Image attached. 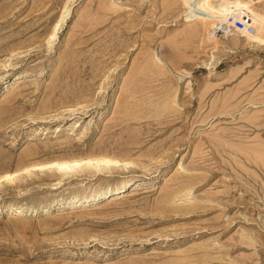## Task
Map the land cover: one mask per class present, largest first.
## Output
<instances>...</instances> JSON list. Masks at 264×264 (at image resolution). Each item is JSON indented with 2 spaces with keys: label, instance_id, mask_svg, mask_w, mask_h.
I'll list each match as a JSON object with an SVG mask.
<instances>
[{
  "label": "rangeland",
  "instance_id": "374dc122",
  "mask_svg": "<svg viewBox=\"0 0 264 264\" xmlns=\"http://www.w3.org/2000/svg\"><path fill=\"white\" fill-rule=\"evenodd\" d=\"M186 11L0 0V264H264V41Z\"/></svg>",
  "mask_w": 264,
  "mask_h": 264
},
{
  "label": "bare ground",
  "instance_id": "6f19581e",
  "mask_svg": "<svg viewBox=\"0 0 264 264\" xmlns=\"http://www.w3.org/2000/svg\"><path fill=\"white\" fill-rule=\"evenodd\" d=\"M251 1H243V0H183L184 6L187 9V11L184 13V18H185L184 23L185 24L187 23L189 26L188 29L191 28L190 30L194 31L198 35L203 36L204 33L206 31H208V35L206 36V39L209 42V41H213V39H212L213 37H211V36H212V32L214 30H219L220 28H222L224 26H226V28H229L230 24H233V22H231L229 20L230 17L233 16L234 20L236 18H240V19L242 18L247 23H251L255 27V30L252 33H246L244 31H242V32H244L245 35L248 37H251V38L254 37L260 41H264V37L262 36L263 34L261 33L262 32L261 28L262 27L264 28V14L260 13V12H262V10H258V11H260V12H258L256 10L257 7L256 8L253 7L254 5ZM60 22H62V18H61ZM60 22L54 26V28L50 34V37H49L50 40L57 37V32L62 25ZM238 39L239 38L237 37V35H234L232 42L237 43ZM207 40H205V41H207ZM214 43L216 44V46L218 45V43H216L215 41H214ZM70 162L71 161H53V162H48V163H43V164H41V163L33 164L32 166H28V167L41 169V170L57 168V169H59L61 174L65 175L68 173V171H67V169L66 170L64 169V168H67L64 166ZM82 162H85L86 164H92L93 167H95L97 170H100V168L102 166L100 164H105V163L113 165L115 167H124V166H128V165H133L132 164L133 162H131V161H125V160H122L119 158L108 157V156L99 157V158L98 157L88 158V159H84V160H75L76 165H81ZM95 168H93V169H95ZM71 169H73L75 171L74 168H71ZM16 173H17V171L16 172H5V173L1 174L0 175V185H1V183L6 182L7 180L11 181L15 177ZM127 184L128 183L125 182L119 186L109 187L107 189V192L104 191L101 193H95V194H91V195L84 196V197L76 196L71 201H65V202H62V203H59L56 205H61L62 207H66V208H73V207L79 205L80 202L81 203L82 202L90 203L91 201H94L97 198V196L103 197L108 192L111 193L114 190H121V189L125 190ZM115 192H119V191H115ZM120 192H122V191H120ZM190 202H193V201H190ZM7 208H9V210L15 211V212L22 211V209H23V208L21 209L19 207H15V206H8ZM244 237L246 238V236H244Z\"/></svg>",
  "mask_w": 264,
  "mask_h": 264
},
{
  "label": "built area",
  "instance_id": "2783aa9c",
  "mask_svg": "<svg viewBox=\"0 0 264 264\" xmlns=\"http://www.w3.org/2000/svg\"><path fill=\"white\" fill-rule=\"evenodd\" d=\"M233 28L246 33H252L255 30V27L251 23H247L245 20L240 18H236L233 21Z\"/></svg>",
  "mask_w": 264,
  "mask_h": 264
}]
</instances>
